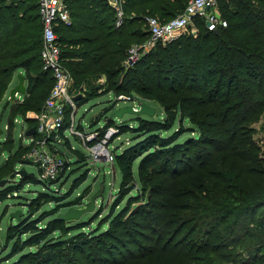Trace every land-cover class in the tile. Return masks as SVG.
<instances>
[{"label": "trees", "instance_id": "trees-1", "mask_svg": "<svg viewBox=\"0 0 264 264\" xmlns=\"http://www.w3.org/2000/svg\"><path fill=\"white\" fill-rule=\"evenodd\" d=\"M66 1L71 21L56 31L63 66L72 76L70 92L82 94L77 104L108 92L116 98L137 94L165 112L162 120L138 117L132 127L136 141L114 154L123 174L119 194L134 190L136 179H129L137 159L144 185L158 183L155 175L169 168L172 179L167 186L152 187L146 206L134 203L144 187L115 212L118 200L103 230L63 239L51 236L60 229L57 220L40 225L42 218L28 214L10 220L7 237L19 256L5 264H264V213L258 221L256 216L264 208V0H219L227 26L209 30L196 19V32L158 42L131 65L130 48L150 37L147 18L165 22L188 0H125L119 27L105 0ZM42 47L38 0H0V120L8 110L11 128L16 118L36 125L29 113L44 110L55 83L44 68ZM19 70L27 80L24 99L8 100L1 108ZM177 117L180 122L189 118L197 135L179 141L183 127L161 134ZM192 150L194 163L175 164ZM26 178L41 182L32 173ZM18 187L0 188V201ZM89 224L80 218L68 226Z\"/></svg>", "mask_w": 264, "mask_h": 264}, {"label": "rangeland", "instance_id": "rangeland-1", "mask_svg": "<svg viewBox=\"0 0 264 264\" xmlns=\"http://www.w3.org/2000/svg\"><path fill=\"white\" fill-rule=\"evenodd\" d=\"M216 10L220 14L225 12L223 1L217 4ZM194 28L198 30L197 22L189 26L185 32H194L196 31ZM17 81L18 79L15 75L11 87L1 103V108L10 99L11 89ZM22 96L23 94L19 93L15 100H17V97L21 98ZM133 97V101L122 100L116 98L113 92H109L77 104L76 123L79 130L86 134L97 129L99 131L100 128L106 130L108 127H113L109 138V148L112 150L114 156L116 152L123 150L136 141L137 133L132 127L138 124V117L162 120L165 116L163 107L154 100L145 99L137 94H134ZM142 103L154 107L156 109L154 115L146 113L136 114L134 112H125L120 116L113 115L121 107L127 105L140 106ZM7 116L8 114H4L1 119V127L4 129V133L0 136V182L3 180L7 181L5 184L0 185V188H3L6 184L19 185V187L12 194H7L6 199L0 201V264L8 263L19 256L18 254L14 255L12 251L14 240H8L7 237L10 220L17 219L16 217L11 219V217L18 212L20 213V217L21 215L28 214L32 215L31 218H42L40 225H45L52 219L57 220L55 227L60 229L53 231L51 236L61 235L63 239H67L80 231L86 232L97 230L98 228L103 230L108 225V217L111 215L110 211L112 207L119 200L120 204L115 209V212H118L125 206L131 195L140 191L137 187H144V190L140 192V197L134 203L135 205L141 204L146 206L149 204L148 200L151 196L152 187L162 188L167 186L172 179L169 168V172L164 173L166 176L164 174L155 175L158 183L148 180L144 185L138 175L137 159L133 164V174L129 179L130 182L133 181L132 178L136 179V186L128 195L122 196L118 191L122 186L123 174L116 165V162L114 160L107 161L104 158L94 161L90 157V151L85 145L83 138L67 130L68 142L65 140L58 146L59 152L57 157L61 160V167L57 179L51 182L50 186L34 179L30 180L31 182H26L29 181L28 178L23 179L25 174L21 175L18 171L25 169L27 173H32L38 178V169L33 164L32 152L34 149L40 147L35 142L28 144L29 136H26L24 120L17 121L15 126L11 128L8 125ZM106 124L108 125L107 128H105ZM168 125H170V122ZM180 127H183L184 132L179 137V141H184L189 136L197 135L193 131L194 128H192L195 126L189 118L182 119L180 122V117L176 118L170 129L161 131L160 133L170 135L176 133ZM20 142L29 147L20 145ZM13 153H16V155H13ZM190 153L195 152L192 150V152L185 154V156H181V160L175 162V164L181 161L184 164L192 161ZM150 176L152 177V174ZM78 179L81 182L74 187ZM95 195L97 198L95 200L94 211L85 212L79 218H60L61 215L67 214L73 209H84L91 203ZM262 213H264V208L256 212V216H258L257 221L262 219ZM80 218L91 222L89 227L70 230L74 226L68 225L76 223ZM140 239L143 240L141 237ZM130 247L133 248L134 246L131 245ZM30 249L32 248L27 247L25 251H29ZM89 250L90 248L87 246L86 251ZM122 251H125V248H122ZM113 253L120 256L116 249L113 250ZM77 255L80 254L77 253Z\"/></svg>", "mask_w": 264, "mask_h": 264}, {"label": "built area", "instance_id": "built-area-1", "mask_svg": "<svg viewBox=\"0 0 264 264\" xmlns=\"http://www.w3.org/2000/svg\"><path fill=\"white\" fill-rule=\"evenodd\" d=\"M105 1L114 9L116 27L121 26L125 17V0ZM218 1L188 0L181 13L165 22H161L156 17L147 18L150 37L130 48L128 64L131 65L136 62L141 55L154 48L158 42L161 41L165 44L176 39L185 33L186 29L196 22V19H201L209 30H218L220 27L227 26V20L216 10ZM38 4L43 24V47L41 50L43 65L46 70L52 72L55 83L45 101L44 110L40 114L29 113V117L36 118V133L29 137L28 144L35 142L40 147L33 150L32 161L38 169V179L50 186V183L57 179L60 172L61 160L57 157L58 146L68 139L67 130L83 138L90 151V157L94 161L101 158L112 161L114 157L112 150L109 148V138L113 127H108L105 131H97V129L86 134L79 130L76 123V95L70 92L72 76L63 66L61 46L56 31L60 23H70L71 12L66 0H38ZM117 98L134 100L131 96L124 94L119 95ZM69 107L71 108L69 124L68 127L64 128ZM133 107L136 110L140 108L137 105H133ZM23 123L27 130L29 128L28 124L25 121ZM92 141L93 143L90 144L89 142Z\"/></svg>", "mask_w": 264, "mask_h": 264}, {"label": "water", "instance_id": "water-1", "mask_svg": "<svg viewBox=\"0 0 264 264\" xmlns=\"http://www.w3.org/2000/svg\"><path fill=\"white\" fill-rule=\"evenodd\" d=\"M216 31H218V30H216ZM17 79H18V83L11 89V98L12 99L16 98L17 93L24 94L26 92L27 85H26L25 75L22 73H18ZM81 97H82V94H78L75 96V99L79 100ZM155 110L156 109L154 107H151L146 103H142L138 110L134 109V107L132 105H127V106H124V107H121L120 109H118L113 115L114 116H120V115H123V113H125V112H134L136 114L146 113L149 115H154ZM3 133H4V129L1 127V120H0V136L3 135ZM35 133H36L35 126L29 127L26 130V136H29V137L33 136ZM18 172H20L21 175L27 173L25 171V169L19 170ZM6 181L7 180L1 181L0 185L5 184ZM96 198H97V196L95 195L92 198L91 203L87 207H85L84 209H79V210L73 209L69 213L61 215L60 218H62V219L79 218L85 212L94 211ZM13 217L20 218V213L18 212L15 215H12L11 219Z\"/></svg>", "mask_w": 264, "mask_h": 264}, {"label": "crops", "instance_id": "crops-1", "mask_svg": "<svg viewBox=\"0 0 264 264\" xmlns=\"http://www.w3.org/2000/svg\"><path fill=\"white\" fill-rule=\"evenodd\" d=\"M18 73H22V74H24L23 70H19V71H17V72L15 73V75L17 76ZM13 79H14V78H13ZM12 82H13V81H12ZM17 83H18V81L16 82V84H17ZM11 84H12V83H11ZM16 84H15V85H16ZM26 85H27V80H26ZM10 87H11V86H10ZM8 90H9V89H8ZM7 92H8V91H7ZM108 93H109V92H108ZM6 94H7V93H6ZM5 96H6V95H5ZM16 96H17V95H16ZM8 97H9V96H8ZM95 98H96V97H95ZM10 99H11V96H10ZM10 99H9V100H10ZM17 99H19V100L24 99V94H23V96H22L21 98H18V97H17ZM93 99H94V98H93ZM7 111H8V110H7ZM7 111L5 112V114H8ZM7 118H8V116H7ZM19 120H23V119H22V118H16L15 121L17 122V121H19ZM1 123H2V121H1ZM6 124H7V122H6Z\"/></svg>", "mask_w": 264, "mask_h": 264}]
</instances>
